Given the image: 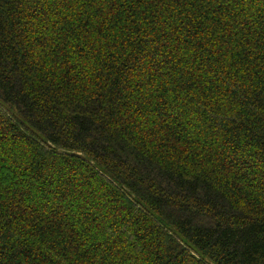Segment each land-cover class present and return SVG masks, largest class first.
Wrapping results in <instances>:
<instances>
[{
  "label": "trees",
  "instance_id": "16d2710c",
  "mask_svg": "<svg viewBox=\"0 0 264 264\" xmlns=\"http://www.w3.org/2000/svg\"><path fill=\"white\" fill-rule=\"evenodd\" d=\"M0 264H264V0H0Z\"/></svg>",
  "mask_w": 264,
  "mask_h": 264
}]
</instances>
